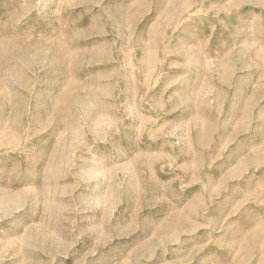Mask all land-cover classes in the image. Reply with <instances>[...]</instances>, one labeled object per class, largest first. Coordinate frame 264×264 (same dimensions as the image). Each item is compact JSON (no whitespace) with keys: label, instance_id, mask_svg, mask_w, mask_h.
<instances>
[{"label":"rangeland","instance_id":"rangeland-1","mask_svg":"<svg viewBox=\"0 0 264 264\" xmlns=\"http://www.w3.org/2000/svg\"><path fill=\"white\" fill-rule=\"evenodd\" d=\"M0 264H264V0H0Z\"/></svg>","mask_w":264,"mask_h":264},{"label":"bare ground","instance_id":"bare-ground-1","mask_svg":"<svg viewBox=\"0 0 264 264\" xmlns=\"http://www.w3.org/2000/svg\"><path fill=\"white\" fill-rule=\"evenodd\" d=\"M187 19V18H186Z\"/></svg>","mask_w":264,"mask_h":264}]
</instances>
